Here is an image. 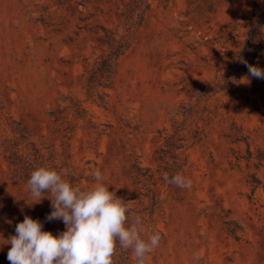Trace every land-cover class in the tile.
<instances>
[{
    "label": "rangeland",
    "instance_id": "374dc122",
    "mask_svg": "<svg viewBox=\"0 0 264 264\" xmlns=\"http://www.w3.org/2000/svg\"><path fill=\"white\" fill-rule=\"evenodd\" d=\"M131 1L139 2L0 0V264H10L7 240L25 216L54 236L65 230L63 221L46 220L50 199L33 203L4 157L10 150L30 163L38 150L42 167L64 170L83 190L95 186L100 170L102 183L141 218V238L162 236L145 264H264V79L247 71L213 91L258 25L264 0H143L144 21L127 32L122 14ZM101 28L126 38L129 48L112 87L88 96L85 73L103 53ZM259 31L264 38V26ZM252 65L264 69V54ZM73 104L83 119L73 117ZM57 107L71 133L54 123ZM174 124L187 137L179 174L191 179L190 189L162 184L155 160ZM135 164L155 183H138ZM149 189L160 200L154 214ZM113 260L137 264L119 246Z\"/></svg>",
    "mask_w": 264,
    "mask_h": 264
},
{
    "label": "clouds",
    "instance_id": "9594fccd",
    "mask_svg": "<svg viewBox=\"0 0 264 264\" xmlns=\"http://www.w3.org/2000/svg\"><path fill=\"white\" fill-rule=\"evenodd\" d=\"M247 68L249 76L264 79V69L251 64ZM65 174L46 167L30 174L27 185L33 203L50 199L52 211L46 220L63 221L65 230L54 236L42 230V222L25 216L15 226L16 234L7 240L10 264H114L117 246L131 249L137 264H145L147 256L159 247L161 234L141 238V218L131 214L128 202L102 183L100 170L93 172L97 183L87 190L74 187L63 178ZM164 179L182 189L192 187L191 179L179 173L165 174Z\"/></svg>",
    "mask_w": 264,
    "mask_h": 264
},
{
    "label": "trees",
    "instance_id": "16d2710c",
    "mask_svg": "<svg viewBox=\"0 0 264 264\" xmlns=\"http://www.w3.org/2000/svg\"><path fill=\"white\" fill-rule=\"evenodd\" d=\"M139 2L131 1L125 12L122 14V24L126 31H130L140 27L144 21L145 11L149 8L148 4L143 0ZM257 7V4L255 5ZM254 15V13H253ZM259 26H264V12L259 18L258 25H251L247 30L246 37L242 48L239 51L231 68L225 71L222 81H218L215 85L214 92L227 89L225 85H232L238 82L241 77L245 76L248 68L247 64H253L264 54V38L260 35ZM102 34L98 33L96 41L102 48V55L94 62V65L86 70L85 73V93L92 96L97 88H111L114 83L116 74V65L119 57L123 55L129 48V42L126 38L117 35L114 31L101 28ZM224 85V86H223ZM98 101L101 105L106 104L103 94H97ZM60 108L51 111V117L56 124L63 125V132L65 135L73 131L71 121L68 119L67 114L59 112ZM75 119L84 118V110L79 104H73L71 110ZM186 135L174 124L171 133H167L163 139V144L155 153V160L158 164V172L161 174L160 180L162 184H169L165 181L164 176L167 174L169 177L178 174L186 164L185 142ZM9 165L20 175L24 181H28L32 171L42 167V156L38 150H34V161L28 162L26 159L17 152L10 150L9 154L4 156ZM68 152L64 150L63 167H67ZM54 170H59L54 167ZM133 173L135 180L140 182L155 183L154 174L147 168L141 167L139 164L133 166ZM72 184V177H69ZM73 185V184H72ZM144 196L148 199L149 209L152 214L160 209V200L157 197L155 189L147 190Z\"/></svg>",
    "mask_w": 264,
    "mask_h": 264
}]
</instances>
